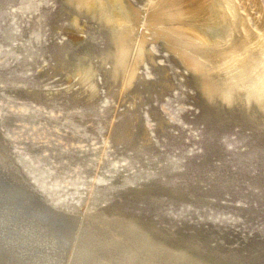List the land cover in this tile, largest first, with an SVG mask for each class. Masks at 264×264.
<instances>
[{"label":"bare ground","instance_id":"6f19581e","mask_svg":"<svg viewBox=\"0 0 264 264\" xmlns=\"http://www.w3.org/2000/svg\"><path fill=\"white\" fill-rule=\"evenodd\" d=\"M61 1L65 13L71 15L68 26L72 31L69 44L62 55L56 57L59 65L54 66L53 71L58 70L65 78L64 85L39 89L42 81L47 85L54 79L47 73L53 76L54 73L48 70L45 60L38 61L37 49L41 45L50 50L53 43L49 38L41 42L31 39L35 31L33 23L23 29L24 43L14 39L15 30L5 32L6 39L15 42L10 44L7 58L0 62V131L9 146V150L0 146V179L4 182L0 181V264H110L99 247L106 245L102 233L110 232L114 224L109 223L117 221L118 226L127 224L123 234L128 235L131 231L129 222L140 218L147 223L154 222L158 234L173 243L179 242L173 239L178 234L176 227H184L185 232L189 229L204 231L205 227L211 228L217 222L210 244L194 240V244L203 246L202 255H215L229 263L264 264V243L261 244L264 237L254 232L255 237L245 250L232 251L240 244L234 239L231 228L220 224L225 223L227 217L215 215L227 212L232 203L238 202L233 208L240 210L241 215L254 217L250 224L261 219V211H246V201L264 185V174L256 176L257 170L264 168V92L258 96L246 94V91L253 93L248 90L250 87L264 81V7L261 0H143L142 5L133 0ZM249 2L260 13L257 19L250 17L254 11ZM154 7L156 9L149 13ZM163 24L169 25L166 30L171 36L187 41L209 64L215 65L208 74L206 93L197 90L200 71L194 58L189 56L191 63L183 69L175 57H170L178 80L183 81L177 94L183 96L187 91L182 72H192L190 86L197 94L201 123L209 129L211 144L201 161L177 164L165 158L152 166L150 158H144L143 164L138 159L154 146L156 134L174 118L172 114L165 116L152 112L156 97H163L167 89L176 84L170 79L171 72L158 58L156 49L159 47L156 41H163L157 38L164 33L161 31L156 35L154 27ZM217 26L222 28L220 39L210 38L207 28ZM102 38L105 42H101ZM98 42L102 44L97 51L94 46ZM113 42L116 48L110 50ZM137 46L140 56L132 59ZM111 54L117 61L113 68L110 66ZM250 56H258L259 61L253 57L255 62L251 64L248 62ZM246 62L251 65L244 76L239 75L242 81L235 79L238 90L220 89L213 80L217 76L224 78ZM84 63L91 66L85 76L81 69ZM36 65L40 70L33 72L32 67ZM149 69L159 72L160 79L150 77ZM241 71L240 74L244 69ZM37 75L41 79L36 78ZM118 78H121L120 82ZM221 82H227V79H221ZM149 88L153 89L154 97L149 94ZM116 93L118 103L126 104L123 110L125 124L113 139L104 140L99 148L94 140L101 134L102 127L110 129L114 122L99 121L109 107L97 108L96 102L101 95ZM88 112L94 113V117L87 116ZM232 116L242 127L263 139L236 155L237 168L227 174V161L213 164V160L218 152L214 150L215 145L225 140ZM74 121L80 128V138L86 137L91 143H63L66 129ZM83 126L91 130L82 133ZM214 130H218L216 135H213ZM167 161L169 168L157 174ZM137 164H141V169ZM246 168L253 172V186L245 197L236 200L240 190L238 182ZM2 169L14 176L15 181L26 182L28 196L16 192L14 179ZM14 169L19 170L20 175L16 176ZM6 180L15 186H8ZM152 186H158L164 192L180 189L204 201L217 205L227 203L228 206L222 211L191 208L167 212L169 201L158 202V211L153 209V202H147L142 209L140 204L131 210L122 208L136 204L130 199ZM163 191L160 190L157 200L166 197ZM110 196L113 199L110 200ZM177 202L178 206L185 205L183 201ZM191 214H194L193 221L188 217ZM83 217H87L91 225L100 227L92 230L84 226ZM237 221L227 223L233 226ZM221 231L220 235L230 239L226 250H220L221 244L216 240V234ZM108 235L109 240H122L116 233ZM248 250L251 253L245 256Z\"/></svg>","mask_w":264,"mask_h":264},{"label":"rangeland","instance_id":"374dc122","mask_svg":"<svg viewBox=\"0 0 264 264\" xmlns=\"http://www.w3.org/2000/svg\"><path fill=\"white\" fill-rule=\"evenodd\" d=\"M137 5H142L143 0H133ZM250 1V0H249ZM262 6L264 7V0H261ZM61 0H0V62L3 59H6L9 53V46L11 43L15 42L13 40L8 41L6 39L7 31H14V39L23 42L25 37L23 36V29L27 26L28 23H33L35 26V31H33L31 35V39H38L43 41L46 38H49L50 41L53 43V48L50 50L45 49V47L39 46L37 49V58L38 61H46V65L49 71L54 73V76L51 74L52 80H50L49 84L44 85L43 81L39 85V89L43 87H58L62 86L65 83V78L58 72V70H54V66H58L59 63L56 61L57 56H61L65 46L69 44V37L71 33V29H69L68 20L71 17L70 14L65 13ZM250 7H252L251 11L253 12L250 16L251 19L260 17V13L256 11L254 8V4L249 2ZM156 7L150 10H154ZM264 9V8H263ZM255 22L252 21V23ZM224 25L221 27L223 28ZM217 27H210L209 29H216ZM220 28V29H222ZM177 37V36H176ZM221 37V36H220ZM219 37V39H220ZM101 42H105V39L102 38ZM25 42V41H24ZM23 42V43H24ZM156 49L158 52V58L162 60L163 65L168 68L171 72L170 79L173 81L175 80L176 84L174 87L167 89L163 97H156V102L154 105V111L157 114H163L165 116L173 115V121L167 124V127L161 131L160 133L156 134L154 139V146L145 153H142V156L138 159L143 164L144 158H150L151 165H155L156 162L159 160L168 158L172 160V163H185L190 160L191 163L201 161L204 157L203 153L210 147V139H209V129L201 123V111L198 107V97L195 91L190 86V75H187L185 71L182 72L184 75V82L186 83L187 91L186 93L181 96L177 94L181 91L183 81L178 80V72L175 69L171 58L175 57L173 54H169L166 52L165 49L161 46V41H156ZM15 44V43H14ZM100 42L95 44V49L98 51L101 48ZM210 48H213L210 46ZM36 51V50H35ZM256 56V55H255ZM250 56L251 64L253 62L259 61V57ZM254 57V60H253ZM177 59V58H176ZM181 67L184 69L181 61L177 59ZM250 60V59H249ZM44 61V62H45ZM246 62L244 65L235 67L230 73V79H233V82L237 84V80L242 75H245V71L249 68L251 64ZM209 64V62H205ZM214 65V64H213ZM213 65L209 64V67L213 69ZM247 65V66H246ZM215 66V65H214ZM247 68H245V67ZM38 65L33 66V72H38L40 69L37 68ZM240 68V69H239ZM243 68L244 71L242 74L241 69ZM237 70V71H236ZM150 73V77L154 79H160V73L157 71H153L151 69L148 70ZM240 71V72H239ZM237 74H236V73ZM56 73V75H55ZM239 75H241L239 77ZM36 78L41 79L38 75ZM47 80V79H45ZM242 81L241 79H239ZM263 83H260L259 86H264ZM238 85V84H237ZM118 93L114 95H101L100 98L96 102L97 108H105L109 107V110H105L103 116L101 117V122H114L113 126L110 129L102 127L101 134L96 137L94 142L96 143L97 147H101L103 145L104 140L110 141L114 138V134L120 130L122 124H125L123 121L124 116V109L126 108V104H119L118 103ZM87 116L94 117V113L88 112ZM230 125L225 131V140L219 141L217 145H215L214 150L218 151L216 158L213 160V164H219L221 162L227 161V166L225 169V173L231 174L237 168L236 162V155L241 154L245 148L250 147L253 144L259 143L263 137L255 136L257 134L251 133L250 130L245 129L242 127L240 121L235 117H230ZM83 132L87 133L91 128L87 126H83ZM67 134H64L63 143L69 142H84V143H91L89 139L86 137L80 138L79 133H81L80 128L77 124V121H74L67 129ZM234 155V156H233ZM137 168L141 169V164H137ZM252 171L249 169H245L243 171V177H241V181L238 182V186L240 188L239 195L236 197L240 199L241 197H245L248 190L252 188ZM264 174V168L257 170L256 176L262 177ZM259 191V192H258ZM255 196L250 198L246 201V211L253 213L256 211H261V219L256 223L250 224L251 221H254V217H248L245 214L241 215L240 210L233 208L235 204L232 203L231 208L227 209V212H220L215 213L216 216L219 218L226 217L229 215L230 217L227 221H234L237 220L239 217V222L237 221L236 225L233 224L231 226L230 222L227 223H220L225 227L231 228V233L234 236V239L241 244L243 239H246L247 235L254 234L257 232L264 237V185L260 188L258 187L256 191L253 192ZM113 199V196H110V200ZM235 200V201H236ZM219 206V205H218ZM74 209H77L75 207ZM132 209V208H127ZM212 209V208H211ZM177 210V208H176ZM217 211H222L219 208L216 209ZM173 209H168L167 212H174ZM194 212V211H192ZM198 213V212H196ZM175 215V214H174ZM241 215V216H240ZM242 216L244 218H242ZM189 220H194V214L188 215ZM244 220V221H243ZM243 221V222H241ZM241 222V223H240ZM218 223L215 222L212 224L213 229H215ZM211 229L209 227H205L204 230ZM251 244V239L247 240V245ZM242 248V249H246Z\"/></svg>","mask_w":264,"mask_h":264},{"label":"water","instance_id":"95a60500","mask_svg":"<svg viewBox=\"0 0 264 264\" xmlns=\"http://www.w3.org/2000/svg\"><path fill=\"white\" fill-rule=\"evenodd\" d=\"M149 13H150V11H149ZM135 16L137 17L136 14H135ZM133 17H134V15H133ZM131 25L135 28L134 23H132ZM168 26H169L168 24H163L161 26L154 27V31H156L155 32L156 35H160L161 31H163V33H164V36L157 38L159 40L160 39L163 40V41H161L162 48L165 49L166 52H168L169 54L175 55V53H176V55H175L176 58L181 61L184 68H186V66H189L187 63H191L189 56L193 57L194 58V64L196 65L197 69L200 71L199 76H197V81H198V89L197 90L198 91H204L207 93L208 87H209L208 86V83H209L208 74L213 71V69L211 67H208V65L205 63L208 60H206L203 56L198 54L196 52V48L190 46L187 41H183L179 37H176V36H171L168 33V31L166 30L168 28ZM151 27H153V26L151 25ZM221 31L222 30L220 28L210 29L207 31V33H208L210 38H215V37H220L222 35V34H220ZM112 45H111L110 50L114 49L115 42H113ZM136 49L137 50H136V52L134 51V55H133L132 59H134V58L137 59L140 56V53L138 52V46ZM91 52L93 53V50ZM181 56H183V58H181ZM116 63H117V61H116L115 56L113 54H111L110 66L113 68L116 65ZM81 69L83 71L82 72L83 76H85L89 72V70H91V66H90V64L86 65L84 63L81 65ZM186 73H187V75L191 76L192 72L190 70L189 71L187 70ZM229 76H230V74L225 76L224 78H219L217 76V77H214L213 80L217 81V85L219 86L220 89L222 88L228 92H231L233 90V92H234V91L238 90V86H237V84H235L233 82V79L229 78ZM221 79H227V82H221ZM229 79H230V81H229ZM118 81L120 82L121 78H118ZM248 90H252V92L254 94L245 90L246 94L249 93L250 95H253V96H258L262 92H264V89H262L260 86L250 87ZM233 92H232V94H233ZM258 93H260V94H258ZM101 94H104V93H101ZM149 94L154 97V93H153L152 88H149ZM217 97H219V96H217ZM263 116H264V114H263ZM217 131L218 130H214L213 135H216ZM4 141H7V140H6V138H4L1 135V131H0V146L2 147V145H4V146H6V149H8V147H9L8 143H5ZM3 149L5 151V148H3ZM6 153L7 152L5 151V154ZM8 156L9 155H7V157ZM169 166H170V162H168V161H167V163L165 162L163 164V166H161L157 170V174L166 171L169 168ZM21 170H23V169H21ZM2 171H4V173H6L7 176L10 175V173L8 175L5 170L2 169ZM14 173L16 176L20 175V171L17 169L16 170L14 169ZM10 176L9 177L14 179V181H15L16 178L12 175H10ZM152 178L153 177H150L149 179L152 180ZM0 181L2 183H4L1 179H0ZM15 183H16V188H18V190H16V192L20 191L24 194V196H28L29 191L26 190L27 189L26 188L27 187L26 182L23 180H19V181H15ZM5 184H7L8 186H10L12 188L15 186L14 184L8 182L7 180L5 181ZM160 190L163 191L158 186H154V187L152 186L151 188L143 190L138 197L130 199V201H132L136 204L133 205L130 203L129 206L128 205L126 207L122 206V208H131V207H135V205H137V204H140L139 208L142 209L147 204V202H153V205H154L153 209L155 211H158L160 208V205L157 204L158 202L162 203V202H169V201H170V203H169L168 208H171L173 210H176V208L179 210H186V209L190 210L191 208H200L199 210H201V208H212L214 210L219 208L220 210H223V209H226L228 206L227 203H224L225 205H219L218 206L215 203H210L208 201H204L196 195L187 194L186 192H184L183 190H180V189H178V190L177 189H175V190L170 189L167 192L163 191V193L166 194V197H164V199L162 201H159V200H157V196H158ZM223 190L226 191L228 189L226 188ZM235 190H237V189H235ZM177 200L183 201L185 203V205L178 206ZM51 209H53L54 211L56 210L55 207H51ZM121 210L122 209L120 208L119 211H121ZM119 211L117 213H121ZM60 214L61 213H59V215ZM71 214L75 215L76 213L71 212ZM226 217L228 219L230 216L227 215ZM242 218H244V217L242 216ZM224 219H225V217H224ZM214 220H216V219H214ZM238 220H239V217H238ZM81 222H82V224H84V226H88L92 230L94 228H96L97 226H99L98 224L96 226H95V224L91 225V223H89L87 217H85V218L83 217L81 219ZM114 222L111 221L109 223L110 225L114 224V226H111L112 229L111 230L109 229L110 232L104 231L102 233L104 239L106 240V245L99 246L101 251H102L101 254L105 253L103 255L104 259L107 262H109L110 264H245L242 261H239L237 263H232V262L229 263V262L224 261L222 259H218L215 255H210V254H208L206 256L202 255L200 250H202L203 246L202 245L198 246V245L194 244V240H199V241L203 242L204 245L210 244L209 239L211 237L212 230H213L212 225H211L212 229H207L204 231H201L199 229H196V230L189 229L188 232L184 231V227H176L175 232H177L178 234L176 236H174L176 238H173V239H175L179 242L173 243L170 239L167 240L166 238H164L158 234V232L155 229L156 224L154 222L153 223H150V222L147 223V221H145L141 218L138 220H132L131 222H129V225L131 227V231L129 232L128 235L123 234L126 231L127 224L121 223L118 226V224L116 223L117 221L115 223ZM241 222H243V221H241ZM109 227L110 226L108 225V228ZM222 232L223 231H221L219 234H216V240H218L221 244L219 249L220 250H226V249H228L230 239H225L222 235H220ZM109 233H112L114 235L116 233L117 236L120 235L122 240H120V241L119 240L115 241L113 239L109 240L110 239V235H108ZM256 234H258V233H256ZM107 235H108V238H107ZM254 237H255V235H253V234L247 235L246 239H243L242 243L240 245H235L232 248V251L237 252L241 248H245L246 244H247V240L248 239L250 240ZM108 241H110V243ZM181 243H183L182 247H180ZM263 243H264V241H261V244H263ZM193 245H194V247H193ZM250 253L248 250L247 254L245 256H249ZM211 256H214V258Z\"/></svg>","mask_w":264,"mask_h":264}]
</instances>
